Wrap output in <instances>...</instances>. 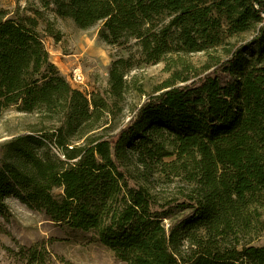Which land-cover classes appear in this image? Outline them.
Returning <instances> with one entry per match:
<instances>
[{
    "label": "trees",
    "instance_id": "16d2710c",
    "mask_svg": "<svg viewBox=\"0 0 264 264\" xmlns=\"http://www.w3.org/2000/svg\"><path fill=\"white\" fill-rule=\"evenodd\" d=\"M40 1L78 28L100 21L108 44L135 39L143 62L196 52L207 60L202 69L168 63L169 75L133 115L103 134L100 103L89 112L38 38L0 9V115L13 106L41 123L0 144V214L13 196L57 220L53 189L63 171L64 223L94 233L127 264H264V244L253 243L264 233V0ZM130 60L112 61L117 98ZM79 126L66 163L50 146L62 152L65 134ZM155 171L179 177L180 202L159 201ZM8 250L21 264H53L44 247Z\"/></svg>",
    "mask_w": 264,
    "mask_h": 264
},
{
    "label": "rangeland",
    "instance_id": "374dc122",
    "mask_svg": "<svg viewBox=\"0 0 264 264\" xmlns=\"http://www.w3.org/2000/svg\"><path fill=\"white\" fill-rule=\"evenodd\" d=\"M0 9L5 13L3 20L30 30L38 38L59 72L73 88L83 93L89 112L95 108V102L100 103L101 117L97 123L105 128L103 134H112L133 115L147 94L152 93L155 86L169 75L168 63L183 60L195 69H202L207 60L205 53L196 52L183 54L181 58L174 54L170 62H143L135 39L123 44H108L98 36L100 21L86 29L78 28L69 17H60L50 7H44L40 0H0ZM250 37L251 34H246L238 40L244 42ZM220 51L218 48V53ZM119 57L131 59L125 69L126 86L121 98L112 95L109 85L112 61ZM176 68L180 66L176 64ZM75 72L80 74L78 81L74 80ZM190 72V75H194L196 70L191 69ZM89 112L83 117V125L92 119ZM52 123H45L50 127L47 132L55 134ZM40 126L38 113L19 112L9 106L0 115V144L15 134ZM80 128L65 134L62 152L55 145L50 146L51 152L66 163L72 161L71 147L81 142L78 134ZM172 158L166 157L164 160ZM63 174V171L59 173V183L53 189L59 205L57 220L46 218L43 212L29 208L16 197L6 198L8 215L0 214V264H21L8 250L17 251L21 245L44 247L53 264H127L102 245L94 233L74 229L64 223ZM150 187L159 201L177 199L180 202L184 185L179 177H168L166 172L155 171ZM173 210L174 217L182 215L181 211ZM163 223L168 224V220L164 219ZM253 243L264 244V233Z\"/></svg>",
    "mask_w": 264,
    "mask_h": 264
},
{
    "label": "built area",
    "instance_id": "2783aa9c",
    "mask_svg": "<svg viewBox=\"0 0 264 264\" xmlns=\"http://www.w3.org/2000/svg\"><path fill=\"white\" fill-rule=\"evenodd\" d=\"M256 8H258V6H256ZM259 12H260L261 17L264 18V9H261ZM75 73H76V72H75ZM74 80H77V81L80 80V74H77V73H76L75 76H74ZM63 156H64V155H63ZM63 156H62V157H63Z\"/></svg>",
    "mask_w": 264,
    "mask_h": 264
}]
</instances>
